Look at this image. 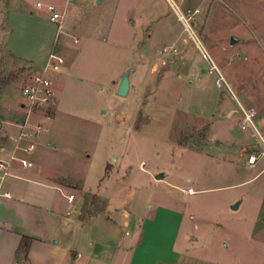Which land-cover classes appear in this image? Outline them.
Here are the masks:
<instances>
[{"label": "crops", "instance_id": "0c3cea01", "mask_svg": "<svg viewBox=\"0 0 264 264\" xmlns=\"http://www.w3.org/2000/svg\"><path fill=\"white\" fill-rule=\"evenodd\" d=\"M166 2L167 11L173 9L174 13L156 10L155 0H0V159L10 164L11 174L0 180V264H223L201 256L204 250H228L227 243L205 247L185 224L180 209L170 207L168 201L152 205L149 197L138 198L139 176L131 152L117 150L108 142L109 152L95 160L93 153L73 147L75 140L59 129L56 119L59 114L77 119L85 118L87 112L96 115V105L86 101L70 106L69 92L74 87L93 92V84L100 83V75L105 76L100 63L107 60V50L113 53L111 61L123 62L110 78L116 81L109 98L119 97V84L134 62L139 66L130 74L125 99L130 98L135 84L152 75L149 59L136 47L143 31H153L152 22L163 33L170 29L171 14L181 20V9ZM38 3L43 7L38 8ZM47 5L62 12L60 24L51 22ZM190 68L189 77L200 80L193 62ZM14 72L27 74L28 80L43 73L51 80L56 92L51 113L27 108L17 83H6ZM229 93L237 109L220 108L211 121L216 152L209 155L177 146L227 166L233 179L223 187L184 184L181 190L192 197L231 189L235 193L226 202L228 213H236L253 198L256 209L247 231L264 250V136L255 118L258 136L255 130H246L262 147L260 154L246 130L236 132L232 113L239 115L236 122L243 127V111L252 109L234 92ZM46 119L52 120L45 123ZM23 134L32 138L20 139ZM126 134L137 138L141 133L131 129ZM32 143L35 149L28 151ZM142 165L144 161L139 170L152 185V181L162 182L156 179L159 174H165L162 180L169 176L163 169L149 170ZM254 181H261L255 194L244 191ZM71 195L75 196L73 202L69 201ZM238 202V210H233ZM24 238L31 239L30 246L27 254L19 256Z\"/></svg>", "mask_w": 264, "mask_h": 264}, {"label": "rangeland", "instance_id": "374dc122", "mask_svg": "<svg viewBox=\"0 0 264 264\" xmlns=\"http://www.w3.org/2000/svg\"><path fill=\"white\" fill-rule=\"evenodd\" d=\"M173 1L170 0L171 6L179 7L183 13L181 20L171 14L170 29L163 33L152 22L153 31H143L136 47L149 59L152 75L134 85L130 98H109L107 94L116 81L110 78L123 62L111 61L109 55L113 53L107 50V60L100 63L105 76L100 75V83L93 84V92L80 87L69 92L70 106L86 101L96 105V115L87 112L85 118L77 119L59 114V129L75 140L72 145L76 150L93 153L95 160L109 152L108 142H113L117 150L131 152L133 169L139 176L138 198L149 197L152 205L159 200L168 201L167 205L180 209L185 224L205 247L229 245L228 250H204L203 259L223 264H264V250L250 239L247 231L256 209L253 198L236 213H228L226 202L235 193L231 189L185 195L181 190L184 184L194 188L223 187L233 178L227 166L177 146L209 155L216 152L215 139L210 136L211 121L220 108L237 109L230 91L256 113V125L264 136V0ZM155 6L165 14L174 13L173 9L167 11L166 0H155ZM232 37L242 43L232 46ZM192 62L201 73L200 80L189 77ZM135 65L138 64L134 62L132 67ZM26 76L14 72L5 80L11 85L17 83L16 90L20 91L29 82ZM219 76L224 80L220 87ZM54 105L55 102L41 111L51 113ZM232 114L236 132L246 130L242 122L237 125L239 115ZM51 120L46 119L45 123ZM222 126L218 122L217 127L224 134ZM131 129L141 134L137 138L125 135ZM244 132L249 134L253 148L262 154V147L251 132ZM142 161L146 169H163L168 178L150 184L139 170ZM259 184L261 181L250 182L243 189L255 194Z\"/></svg>", "mask_w": 264, "mask_h": 264}, {"label": "built area", "instance_id": "2783aa9c", "mask_svg": "<svg viewBox=\"0 0 264 264\" xmlns=\"http://www.w3.org/2000/svg\"><path fill=\"white\" fill-rule=\"evenodd\" d=\"M78 1V0H74ZM38 8H42L43 4L38 3ZM47 12L50 15V20L53 23L60 24L63 19L62 12L54 5H47L46 6ZM224 82L223 77L219 76L217 83L220 87L221 84ZM23 96L26 100L27 108L30 110H42L46 106L50 105L51 103L56 101V92L53 88V84L51 80L45 76L43 73H39L37 75H33L29 82L23 86L22 89ZM256 117V113L254 111H243V129H251L254 130V119ZM253 128H252V126ZM40 130V127L38 128ZM256 130V129H255ZM40 135L38 131L36 133V137ZM257 137V135L255 134ZM22 138H32V136L23 134L20 139ZM264 145V144H263ZM35 149V144L32 143L28 147V151H33ZM144 165H142L143 167ZM10 164L2 161L0 159V171L2 174L0 175V180L3 181L6 177L10 176ZM189 193H192V190H189ZM2 195V194H0ZM5 197H10V194H3ZM75 196L71 195L69 197V201L73 202Z\"/></svg>", "mask_w": 264, "mask_h": 264}, {"label": "water", "instance_id": "95a60500", "mask_svg": "<svg viewBox=\"0 0 264 264\" xmlns=\"http://www.w3.org/2000/svg\"><path fill=\"white\" fill-rule=\"evenodd\" d=\"M239 43H242V40L241 39H237L235 37H232L231 38V42L230 44L232 46L236 45V44H239ZM135 67L131 68L130 70H128L125 75L123 76L120 84H119V89H118V96L119 97H122V98H126L129 94V91H130V87H131V84H130V74L134 71ZM165 177V174H159L158 176H156V179L157 180H162L164 179ZM240 206V202L236 203L234 206H232V209L233 210H238Z\"/></svg>", "mask_w": 264, "mask_h": 264}, {"label": "trees", "instance_id": "16d2710c", "mask_svg": "<svg viewBox=\"0 0 264 264\" xmlns=\"http://www.w3.org/2000/svg\"><path fill=\"white\" fill-rule=\"evenodd\" d=\"M30 242H31V239H29V238H24L23 239V243L21 245V248L18 251V255L19 256L22 255V254H27L28 253Z\"/></svg>", "mask_w": 264, "mask_h": 264}, {"label": "bare ground", "instance_id": "6f19581e", "mask_svg": "<svg viewBox=\"0 0 264 264\" xmlns=\"http://www.w3.org/2000/svg\"><path fill=\"white\" fill-rule=\"evenodd\" d=\"M252 126V125H251ZM252 128H253V126H252ZM254 130H255V128H253ZM255 132H256V130H255ZM256 134H257V132H256ZM258 136V135H257Z\"/></svg>", "mask_w": 264, "mask_h": 264}]
</instances>
